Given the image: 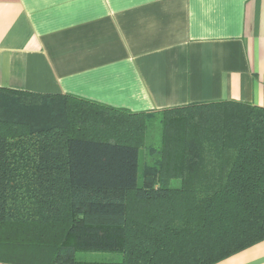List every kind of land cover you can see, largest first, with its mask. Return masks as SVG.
<instances>
[{
    "label": "trees",
    "instance_id": "16d2710c",
    "mask_svg": "<svg viewBox=\"0 0 264 264\" xmlns=\"http://www.w3.org/2000/svg\"><path fill=\"white\" fill-rule=\"evenodd\" d=\"M154 114L157 147L147 142ZM263 241L264 108L131 113L0 89L1 263L218 264Z\"/></svg>",
    "mask_w": 264,
    "mask_h": 264
},
{
    "label": "crops",
    "instance_id": "0c3cea01",
    "mask_svg": "<svg viewBox=\"0 0 264 264\" xmlns=\"http://www.w3.org/2000/svg\"><path fill=\"white\" fill-rule=\"evenodd\" d=\"M2 88L131 113L264 108V0H0ZM218 264H264V241Z\"/></svg>",
    "mask_w": 264,
    "mask_h": 264
},
{
    "label": "rangeland",
    "instance_id": "374dc122",
    "mask_svg": "<svg viewBox=\"0 0 264 264\" xmlns=\"http://www.w3.org/2000/svg\"><path fill=\"white\" fill-rule=\"evenodd\" d=\"M161 116L158 114H154L150 117V125L149 132L147 136L148 146L157 147L160 141L161 134ZM147 157L146 149L141 151V164L142 170L144 169V165L146 163L145 158ZM142 183V178L140 176V184ZM179 181H171L170 184L179 185ZM78 260L86 261V262H118L122 259L121 255L118 253H110V252H79L77 253Z\"/></svg>",
    "mask_w": 264,
    "mask_h": 264
}]
</instances>
